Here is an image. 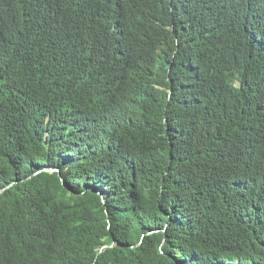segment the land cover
<instances>
[{"label":"trees","instance_id":"obj_1","mask_svg":"<svg viewBox=\"0 0 264 264\" xmlns=\"http://www.w3.org/2000/svg\"><path fill=\"white\" fill-rule=\"evenodd\" d=\"M0 264H264V0H0Z\"/></svg>","mask_w":264,"mask_h":264},{"label":"clouds","instance_id":"obj_2","mask_svg":"<svg viewBox=\"0 0 264 264\" xmlns=\"http://www.w3.org/2000/svg\"><path fill=\"white\" fill-rule=\"evenodd\" d=\"M169 29H171V28H169ZM158 54L160 53L159 51L157 52ZM50 169H46L45 171H49ZM55 170H57V169H55ZM58 171V170H57ZM36 174H38V173H36ZM36 174H34V175H36ZM97 192V191H96ZM97 195H99L101 198L103 197V193L102 192H97L96 193Z\"/></svg>","mask_w":264,"mask_h":264},{"label":"water","instance_id":"obj_3","mask_svg":"<svg viewBox=\"0 0 264 264\" xmlns=\"http://www.w3.org/2000/svg\"><path fill=\"white\" fill-rule=\"evenodd\" d=\"M49 171H57V170H55V169H50Z\"/></svg>","mask_w":264,"mask_h":264}]
</instances>
